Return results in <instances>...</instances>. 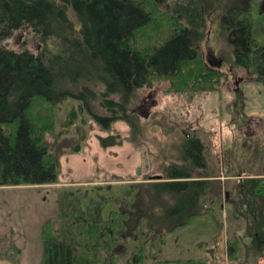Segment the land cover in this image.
Segmentation results:
<instances>
[{
	"label": "trees",
	"instance_id": "16d2710c",
	"mask_svg": "<svg viewBox=\"0 0 264 264\" xmlns=\"http://www.w3.org/2000/svg\"><path fill=\"white\" fill-rule=\"evenodd\" d=\"M203 2L0 0V186L57 182L60 155L82 149L88 120L105 130L123 120L130 127L128 140L137 144L140 116L131 105L142 87L167 81L165 94L221 92L228 72L209 64L202 48L210 8ZM251 19L249 8L236 7L224 16V27L237 65L263 84L264 45L251 34ZM22 28L33 32L37 51L2 43ZM97 84L103 88L96 90ZM66 99L77 106L57 130L55 107ZM71 127L72 137H64ZM198 133L193 128L183 135L182 166H171L158 180L134 178L123 197L98 195L84 207L77 189H62L59 230L42 227L39 264H113L129 241L128 261L138 264L144 247L165 232L193 216L212 215V205L226 200L227 187L220 174L197 170L208 167ZM226 245L234 258L237 240ZM4 253L14 259V246Z\"/></svg>",
	"mask_w": 264,
	"mask_h": 264
},
{
	"label": "rangeland",
	"instance_id": "374dc122",
	"mask_svg": "<svg viewBox=\"0 0 264 264\" xmlns=\"http://www.w3.org/2000/svg\"><path fill=\"white\" fill-rule=\"evenodd\" d=\"M201 1L210 4V8L205 9L208 34L202 48L208 60L213 63L221 60V69L228 72L227 83L221 92L195 94H165L163 89L167 81L138 89L131 110L137 115V112H146L148 116L139 115L138 130L134 136L143 153L142 166H138L135 173L139 168L138 176L144 178L148 175L164 176L171 166H182L185 163L181 147L183 135L197 128L208 161L206 169L199 166L197 170L222 175L229 200L213 204L212 215L193 216L184 225L165 232L161 240L146 245L138 264H201V260H207L212 254L219 256L222 251L226 253L225 239L228 236L232 240L235 235L242 238L243 252L240 251V257L231 264H264V183L258 179L264 174V83L255 81L245 68L237 65L232 44L227 38L228 31L224 27V16L231 9L247 7L252 18L251 34L259 45H264V0ZM67 13L75 29H78L80 24L73 11L68 9ZM159 21L160 18L155 17L153 28H157ZM32 33L22 28L2 43L15 49L26 45L37 51L40 45ZM239 78L241 80L236 87ZM102 88L97 84L95 89ZM76 104L66 99L56 105L57 130L61 129L63 117ZM97 110L103 112L99 107ZM255 120L259 126L252 124ZM95 124L93 120L86 123L88 137L94 135L97 138ZM254 131L255 135L249 136ZM72 134L71 130L64 137L71 138ZM110 139L106 141L111 143ZM87 146L93 148L90 143ZM85 147L86 143L82 152L67 153L81 157ZM70 155H60L61 161L70 162L67 161ZM73 156L72 161L75 159ZM80 164L83 168L76 175L71 174L72 179L104 180L108 184L102 187L95 184L68 186L67 189L79 191L84 207L98 195L123 197L129 190V184L109 185L113 180L126 177L121 175L120 154L106 158L97 154L91 161L87 157ZM259 183L262 186H258ZM61 189L50 185L0 186V254L5 255L10 244L16 251L15 261H11L10 257H0V264L40 263L42 227L48 223L47 228H52L55 233L59 230ZM113 207V203L108 204L102 212L103 216ZM230 212L237 213L245 223L238 230L228 227L226 213L229 216ZM257 232L260 233L258 238L251 237ZM131 246L129 241L125 253L116 256L113 264H131L128 261ZM208 264L220 263L211 260Z\"/></svg>",
	"mask_w": 264,
	"mask_h": 264
},
{
	"label": "crops",
	"instance_id": "0c3cea01",
	"mask_svg": "<svg viewBox=\"0 0 264 264\" xmlns=\"http://www.w3.org/2000/svg\"><path fill=\"white\" fill-rule=\"evenodd\" d=\"M96 125V135L97 138L94 137V135H91L90 137H87L85 142L83 143V146L86 143V147L84 149V154L81 157L80 156H72L75 158L73 161L71 159L70 153H63L61 155H66L69 154L70 156L67 157V161L70 162H65L61 161L60 159V172L58 175V180L55 183H50V184H42V185H50L62 189H67L68 186H82V185H98L97 187H102L104 185H108L104 180H92V181H82L81 179H72V175H76V172L81 170L83 167L81 166V162L86 161L87 157L91 161L93 157H95L97 154H100L102 158H106L108 156L120 154V164H121V175L124 174L126 177L118 178L117 180L111 181L109 185H121V184H130L134 181V178H139V174L135 173L136 168L138 166H142V158H143V153L140 151L139 146L134 142L128 140V137L130 135V127L128 124L123 121H115L111 124L109 129H101L97 124ZM255 132L253 134H250L249 136L255 135ZM89 136V135H88ZM111 138V143H108L106 140L108 138ZM115 141H114V140ZM90 143V145H93V148L87 146V142ZM82 149L78 152H82ZM79 158L80 160H78ZM72 161V162H71ZM77 164V166H75ZM72 174V175H71ZM222 175H220L218 178H221ZM261 177H264V174H261ZM258 186H261L258 184ZM264 186V185H263ZM65 187V188H64ZM61 189V190H62ZM227 191V190H226ZM225 191V192H226ZM224 192V195H225ZM227 201V200H226ZM228 202V201H227ZM226 206V205H225ZM224 208V205H223ZM227 213H226V220L228 222V227L231 228V230L234 228L235 230H238L240 227H242L245 223L244 221L240 218V216L237 213L230 212L228 218H227ZM260 233L257 232L256 234H252L251 237L258 238V235ZM234 238L237 240L238 244V250L236 255H234V258H230L227 255V242L230 240V237H226L225 239V245H226V253L225 251H222L221 255H216L212 254L207 260H201L199 263L201 264H208L210 261H217L220 264H231L234 260H237L240 256L239 253L241 251V240L242 238L238 235H235ZM233 240V239H232ZM243 252V251H241ZM241 254V253H240ZM0 257H10V256H0ZM14 260L11 258V261ZM15 261V260H14ZM206 261V262H205ZM13 263V262H12ZM13 264H18V263H13Z\"/></svg>",
	"mask_w": 264,
	"mask_h": 264
},
{
	"label": "water",
	"instance_id": "95a60500",
	"mask_svg": "<svg viewBox=\"0 0 264 264\" xmlns=\"http://www.w3.org/2000/svg\"><path fill=\"white\" fill-rule=\"evenodd\" d=\"M78 25H79V24H78ZM208 63L211 64V65H213V66L216 65V66H218V67H220L221 64H222V63H221V60H217L216 63H215V62L213 63L212 61L208 60ZM240 80H241V79L239 78L238 81L236 82V87H237V84H238V82H239ZM137 113H138V115H140V116H142V117H147V116H148L146 112H143V113L137 112ZM137 173L140 174V169H139V168L137 169ZM161 177H162L161 175H158V176H155L154 179H155V180H158V179H161ZM225 196H226V200L228 201V200H229V196H228V192H227V191L225 192Z\"/></svg>",
	"mask_w": 264,
	"mask_h": 264
},
{
	"label": "flooded vegetation",
	"instance_id": "af4514ba",
	"mask_svg": "<svg viewBox=\"0 0 264 264\" xmlns=\"http://www.w3.org/2000/svg\"><path fill=\"white\" fill-rule=\"evenodd\" d=\"M216 62H217V61H215V63H216ZM253 123H255V126H259V125H258L259 122H258L257 120L253 121L252 124H253Z\"/></svg>",
	"mask_w": 264,
	"mask_h": 264
}]
</instances>
